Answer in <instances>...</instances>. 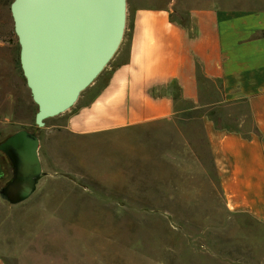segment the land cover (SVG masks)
<instances>
[{
  "label": "rangeland",
  "instance_id": "rangeland-1",
  "mask_svg": "<svg viewBox=\"0 0 264 264\" xmlns=\"http://www.w3.org/2000/svg\"><path fill=\"white\" fill-rule=\"evenodd\" d=\"M12 1L0 0V20L7 18L14 41L0 52V143L21 129L35 133L42 174L23 202L0 196L4 264H264V223L225 206L204 128L209 119L249 129L246 104H182L169 119L82 137L51 127L63 117L37 127L19 65ZM140 2L172 4V15L183 21L207 7L264 11V0ZM112 63L70 110L101 88ZM11 176L0 152V188Z\"/></svg>",
  "mask_w": 264,
  "mask_h": 264
},
{
  "label": "crops",
  "instance_id": "crops-1",
  "mask_svg": "<svg viewBox=\"0 0 264 264\" xmlns=\"http://www.w3.org/2000/svg\"><path fill=\"white\" fill-rule=\"evenodd\" d=\"M171 5L126 0L123 39L105 83L87 102L49 118L63 117L51 127L82 137L169 119L182 104L243 102L249 129L208 119L205 134L225 206L264 223V11L207 7L183 21ZM0 24L2 53L14 41L4 15Z\"/></svg>",
  "mask_w": 264,
  "mask_h": 264
},
{
  "label": "water",
  "instance_id": "water-1",
  "mask_svg": "<svg viewBox=\"0 0 264 264\" xmlns=\"http://www.w3.org/2000/svg\"><path fill=\"white\" fill-rule=\"evenodd\" d=\"M9 11L19 65L36 105L34 123L64 114L93 84L117 52L126 0H13ZM35 133L21 129L0 143L12 176L0 188L10 204L34 192L42 169Z\"/></svg>",
  "mask_w": 264,
  "mask_h": 264
},
{
  "label": "trees",
  "instance_id": "trees-1",
  "mask_svg": "<svg viewBox=\"0 0 264 264\" xmlns=\"http://www.w3.org/2000/svg\"><path fill=\"white\" fill-rule=\"evenodd\" d=\"M96 93H97V92H96ZM96 93H95V94H96ZM95 94H94V95H95ZM94 95H93V96H94ZM214 123L216 124V122H214ZM217 125H218V124H217ZM220 127H222V126H220ZM223 128H225V127H223ZM8 181H9V180H8Z\"/></svg>",
  "mask_w": 264,
  "mask_h": 264
}]
</instances>
